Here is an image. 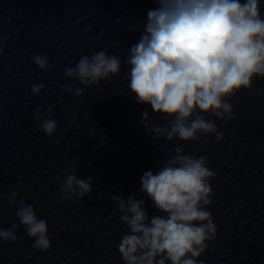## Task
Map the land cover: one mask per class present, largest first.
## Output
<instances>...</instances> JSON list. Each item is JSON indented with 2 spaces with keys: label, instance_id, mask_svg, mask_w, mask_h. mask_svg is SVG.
<instances>
[{
  "label": "clouds",
  "instance_id": "1",
  "mask_svg": "<svg viewBox=\"0 0 264 264\" xmlns=\"http://www.w3.org/2000/svg\"><path fill=\"white\" fill-rule=\"evenodd\" d=\"M154 2L158 7L148 10L146 22L129 28L141 35L123 60L128 66L127 88L136 102L150 105L165 121H153L145 111L142 123L154 140L190 142L199 140L200 134L223 139L216 120L206 117L225 122L233 119L229 101L241 90L251 89L255 78H264L260 0ZM4 44L0 39V55ZM32 60L43 72L53 67L46 54L34 55ZM121 67L120 57L106 50L83 55L75 66H66L63 71L66 78L79 81L85 88L65 84L61 90L81 97L87 87L117 76ZM43 88V84H34L31 91L39 96ZM34 118L49 137L56 132L52 106L45 110L38 105ZM173 153L157 171H145L140 178L141 191L161 215L150 217L145 201L138 200L135 193L127 199L110 197L128 229L118 244L123 264H198L208 243L216 238L217 228L207 210L212 204L210 180L215 172L204 155L188 154L183 147H175ZM76 171L73 161L64 178H56L61 200H82L92 193L94 177L82 179ZM18 195L10 192L9 203L16 208L26 236L33 239L32 247L47 252L51 247L47 221L37 216L34 205L23 199L17 202ZM17 227L0 228V240L15 243Z\"/></svg>",
  "mask_w": 264,
  "mask_h": 264
}]
</instances>
